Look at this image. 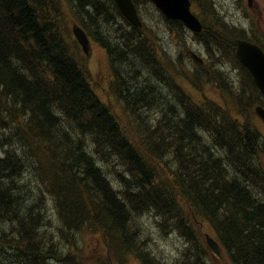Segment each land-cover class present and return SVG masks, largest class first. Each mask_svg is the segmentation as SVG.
Here are the masks:
<instances>
[{
  "label": "trees",
  "instance_id": "16d2710c",
  "mask_svg": "<svg viewBox=\"0 0 264 264\" xmlns=\"http://www.w3.org/2000/svg\"><path fill=\"white\" fill-rule=\"evenodd\" d=\"M132 1L137 10L144 4L141 0ZM57 3V0H0V25H3L0 30V133L4 136L0 140V150L12 144L7 137L13 134L17 136L16 128L27 134L22 140L25 142L23 147H28L31 155L36 158V166L45 168L48 174L45 178H49L48 186L43 187L48 190L49 195L53 193L52 203L57 216H60L58 219L61 227H66L65 230L76 228L73 230L75 235L83 228H97L101 231L107 252L114 249L115 253L120 252L122 255L133 254L138 258L139 264H162L151 257L147 234L146 237L141 236V217L148 214L145 217L156 218L159 226H163L166 221L164 218L169 217L176 221L177 230L194 236V229L182 210L184 204L196 218L211 225L232 264H264V165L245 162L252 161V155L259 161L264 160V138L253 121L243 117L240 112L248 109L239 111V107L238 110L231 108L225 97L223 103L208 99L198 102L193 99L180 86L176 75L163 64L159 51L155 50L156 45L152 41L148 42L149 33L144 31L145 28L141 31L140 27H133L122 19L119 20L128 30L118 24L117 17L120 18L121 15L112 0H67L73 12L77 13L74 14L75 18L80 21L85 15L84 18L89 21L87 24L81 19L83 29L89 33L94 30L92 40L107 50L113 75L110 93L123 107L121 111L126 117L125 122H121L99 99L89 83L88 72L72 54L64 35L68 32L62 27V9ZM209 3L215 8V0H209ZM74 5L78 6L81 14ZM102 5L112 12L116 29L105 30L102 27L101 24H107L104 16L97 13ZM210 16L211 22H204L210 35L203 32L202 35L205 33L208 39L204 37L198 40L205 45L210 44L206 47V52L216 61L207 66L210 69L209 76L203 74L207 69L205 65H197L195 62L198 69L190 70L185 81L197 88L202 79L218 83L221 93L224 92L225 95L224 89L228 85H221L219 79L228 81L229 75L222 68L226 62L230 68H236L241 77L239 85L232 84L235 89L228 88L227 94L232 95L234 100H241L245 96L244 107L250 104L264 105V97L234 55L236 38H245L248 34L244 29L240 31L239 27L223 22L215 12L210 13ZM166 23L170 29L176 27V21ZM89 24L99 25L101 28H90ZM182 28L177 24L176 32ZM103 29L105 32L101 34ZM139 30L141 34L138 36L132 32ZM112 33L116 37L124 35L129 38L125 43L132 48L129 58H125L128 56L122 51H116L120 48L110 41ZM253 41L258 42L256 39ZM215 45L221 56L213 54L212 48ZM154 60L162 63L158 65ZM15 66H19V69ZM163 66L165 70L162 69ZM197 70H200V76L197 75ZM35 75L38 82H34ZM158 86L163 90L166 86L168 92H161L163 90ZM41 87L48 91L44 93ZM248 89L250 92L254 90L256 96L250 95ZM166 95H172L179 103L174 100L170 102ZM4 98L11 99V104L4 105ZM145 102L149 103L148 106L159 107L152 125L141 119L140 113L143 114L144 109L148 108L144 105ZM9 107L20 114V120H12ZM183 111L186 117L185 120L181 119L182 125L175 123L177 116ZM193 116L211 126L210 129H213L212 133L216 134V140L222 148L212 151L206 147L203 151L201 141L204 138L199 133L193 139L188 138L189 134L196 132L192 128ZM164 122L170 125L167 130ZM6 129L12 130L7 133ZM248 132L253 139L244 143L243 138H247ZM88 141L92 147L90 156L86 149ZM187 141L190 143L186 145ZM155 142L158 147L155 151H161L159 157L162 159L164 156L165 159L167 156L169 160L161 163L158 158L149 155L153 151L151 144L155 145ZM191 142L195 147H192ZM19 148L20 155L15 157L16 151L8 149L6 156L0 158V178L10 180L13 175H27L23 167L27 161L24 160L23 149ZM224 153L226 164L230 168H223L220 164ZM214 155L217 158L211 159ZM39 157L43 159L40 160ZM106 163L110 168L105 171ZM124 168L129 174V180L131 176L137 178L131 183L130 189L126 186L128 180L124 179ZM7 171H11L10 175ZM109 174L113 176V181L108 177ZM151 176L156 177L148 190L157 193L165 189L168 198L172 197L171 192L175 200L171 198L172 201L156 202V198H153L156 195L149 199H138L135 190L141 192L142 182L148 181ZM61 178H66L65 183H60ZM22 188L23 186L15 184V180L8 181L5 187L0 188V226H5L0 233L1 256L7 255L16 264H48L49 258H56L58 262L63 259L60 263L71 264L69 254L62 258L52 243H48L49 247L46 248L38 239L37 228L41 225L38 226L37 221L42 220L39 214H35L38 218L34 221L20 216L22 213L19 215L21 205L7 207L16 200L10 192L20 196L25 191V187L21 190ZM76 190L84 205L91 203L92 206H87L90 214L77 210L82 208L75 202V198H78ZM181 197L186 203H179ZM29 200L32 201L33 196ZM32 202L39 205L38 201ZM133 214L136 218H133ZM187 237L188 241L192 240L191 235ZM52 239L54 238L50 236V240ZM5 242L12 245L2 248V243ZM35 243L39 246L38 251L34 250ZM45 250L49 252L45 253ZM197 255L199 263L197 258H192L191 253L186 255L185 260L195 259V264H206L205 256L201 252H197ZM24 258L27 261L25 263ZM3 263L2 259L1 264Z\"/></svg>",
  "mask_w": 264,
  "mask_h": 264
},
{
  "label": "rangeland",
  "instance_id": "374dc122",
  "mask_svg": "<svg viewBox=\"0 0 264 264\" xmlns=\"http://www.w3.org/2000/svg\"><path fill=\"white\" fill-rule=\"evenodd\" d=\"M57 2H58L57 4H59L62 9V13H63L62 27L66 29L68 32V33H64V35L66 37V40L69 43L72 54L82 64L86 72H88V77L92 84V88L94 89L95 93L99 96V99L110 108L112 114L115 115L117 119H119L121 122L124 123L126 120L125 119L126 117L124 113L122 112L123 107L113 98V96L110 93V86H111L110 84L113 82L111 77L113 75L109 67L106 53L90 38L91 35H93L95 31L91 30L89 33L88 31H85L83 29L82 24L79 25L80 21L77 20V18H75L74 12L72 11L71 7L67 4V0H57ZM195 3L196 4L194 5V11L202 18L203 22L205 23L211 22L212 17L210 16V13L215 12V14H217L220 17V19L223 20V22L227 24H233L238 27H243V29L248 30L249 34L250 32L256 33V35L259 36L260 38L259 40L261 42L264 41V0H250V2L249 0H215V8L213 7V4L209 3V0H197V2L195 1ZM249 3L251 5L250 7L248 6ZM59 5L57 6L59 7ZM87 8L89 7L87 6ZM69 11L72 12L73 14H71ZM97 13L103 15L104 16L103 18H105L106 20L107 24H104V23L101 24L105 30L108 28L116 29V21L113 22V15H112V12L110 13L108 7H106L105 5H102V7L98 10ZM138 14H139L141 22L143 21L140 27L141 31H142V28H145L144 31L149 33L148 42L152 41L156 45L157 49H159L160 58L162 59L163 63L167 65L166 67H168L170 72H173V74L176 75L178 83H180V86L183 87L184 90H186V92L188 91V93L198 102L204 99H208V100H214L218 103H223V100L225 97L226 103L229 104L231 108L238 110L237 107H239V111L244 108L248 109V111H240V112L242 113L243 117L251 119L254 125L256 126V128L259 129V131L264 135V123L256 115L254 111L257 105L250 104L249 106L244 107L245 96L241 100H234L232 98V95L229 96L227 94L228 88H231L234 90L235 89L234 87L239 85L236 72L232 68H230L228 63L224 62V65L222 68L224 72L229 75L230 81H232L235 86L228 82L229 79L228 81L219 79V81L222 82L221 85H226V84L228 85V87L224 89L226 91L225 95H224V92L221 93V90L218 87V83L213 84L214 82L207 81V80L203 81V79L201 80L202 83L200 82L199 84L200 86H198L199 88L198 89L194 84L188 81H185V76L187 75V73L189 74L191 69L197 68V66L194 65L195 64L194 61L190 60L189 51L192 50L196 52L204 60L207 61V62L205 61V63H207V65H205V68L207 69H205L206 71L205 73H203L207 76H209V73H210L209 72L210 69L207 66H210L212 61H216V59L213 57H209L207 55L205 46H203L198 39L193 38L190 32L184 33L182 32L183 29H181L180 31L174 32L173 31L175 30L174 26L172 27L173 29H170L168 24L163 22L162 20L163 18L161 17L162 15L159 14V12H157L153 8L152 5L142 4L138 9ZM84 17L86 16L84 15ZM81 19L84 21L86 20L85 22H87V24L89 23L87 19L85 18H81ZM119 19L120 18L117 17L118 24L123 26L125 30H128L127 27L124 25V23ZM89 25H90L89 26L90 28H101L99 25H95V24L94 25L89 24ZM76 27L83 29L86 35H89V39H90L89 40L90 41V55L89 56H85V54L82 52V49L80 48V46L77 44L75 40V37L73 35V29ZM141 31L139 30L138 32H135V31H132V32L134 33L135 36L136 35L138 36L139 34H141ZM111 35L112 36H111L110 41L113 44L119 46L120 50L126 56H128L125 58H129L130 51L132 50V48L130 46L127 47L125 44L126 42L116 37V34L112 33ZM141 36L142 35H140V37ZM213 53L216 54L215 51H213ZM123 68H124V65H123ZM216 68L219 69L220 66H216ZM197 75L200 76L199 71L197 72ZM34 78L36 79V76H34ZM27 80L29 81V79ZM166 86H164L165 87L164 90L161 88V86H158V88H161L163 90L161 91L160 89L161 92H165L166 90V93H167L168 89ZM47 88L48 87L46 86V89ZM40 89L44 91V93L45 91L46 92L48 91V90H45V87H41ZM248 92L250 95L256 96V92L254 90H251L250 92V90L248 89ZM166 97L170 100V102H172L173 100L176 102L179 101V100L174 99L172 95H166ZM10 100L4 98L2 102H4V105L6 103L11 104ZM234 101L236 102L234 103ZM144 105L148 106L149 103L145 102ZM145 106H142V108H144ZM9 108L11 110L12 120L13 119L20 120L19 119L20 114L17 112H14L13 111L14 108L13 109L12 107H9ZM134 109H137V108H134ZM184 112L185 111H183L182 114H179L177 116L175 123L182 125L181 119L185 120L184 118L186 117V115L183 114ZM157 113H159V111L155 107V105L148 106V108L144 109L143 114L140 113L142 115L141 117L142 122L148 121L149 123L152 124V121L155 118ZM55 116H56V113H55ZM15 123L17 124V121ZM192 123H193L192 128L195 129L196 132H192L191 134H189L188 136L189 139H193L195 135L198 133V131L200 132V135H202L204 130H206L210 126L208 124L205 125L200 120H198V118L194 116L192 119ZM164 125L166 129L170 127L168 123H164ZM200 125L201 126L205 125V126L201 130H198V127ZM11 130L7 129L6 132L10 133ZM16 130H17V136H18V143H17L16 135L14 134L11 136L8 135L9 137H7V140H11L12 144L7 148H9L10 151H13V150L16 151L14 153L15 157L17 155H20L19 147H21V150L23 149V153L25 155L24 160L27 161V163H25L23 167L27 175L24 177L22 175H21L22 177H20L19 174L17 175V177L13 175L12 176L13 178L10 179L12 182L13 180H15V184H17L18 186H23L21 190H23L25 187V191H22L20 193V196H18V193L14 194L13 192H10V195L13 194L14 195L13 199H16V200L12 204L10 205L8 204L7 207L14 208L15 206L17 207L21 205V207H19V215L22 213L20 216L24 218H30V220L32 219L34 221H36V219L38 218V217L37 218L35 217V214H39L42 220L39 219V221L41 222L37 221L38 226L41 225L39 227L40 229L37 228L38 239L41 241L42 244L46 246V248L49 247L48 243H52L53 248L57 249V252L61 255L62 258L67 257L68 256L67 254H69L68 260L71 261V264H139L138 258L133 254L126 253L122 255L120 252L115 253L114 249H111L109 250V252H107L105 249V243H104V239L102 237L101 231L97 228H90V227L83 228L79 234L75 235L76 232H74L73 230L76 228L65 230L67 229L66 227H61V224L58 219L60 218V216L59 217L57 216V210L56 208L53 207L54 204L52 203L53 193L49 195L48 190L44 189L43 187V186H48L49 178L47 179L37 178V176L39 175L36 172L37 167H38V165L36 166V163H35L36 158L33 155H31L32 153L28 149L27 146L23 147V144L25 142H22V140L27 136V134L25 132L23 133L22 130L19 131L17 128ZM2 133H5V131H2ZM3 137L4 136L1 135L0 133V140ZM44 138L46 139V137ZM204 139L205 141H208L207 138H204ZM168 140L170 141V138H168ZM189 143L190 141H187L186 145ZM191 144H192V147H195V145L192 142ZM17 146L19 147L17 148ZM207 148L209 150H219L218 147L216 149H211L210 147H207ZM87 149H88V152L91 153L92 147L89 146V141L87 144ZM89 154L87 153L88 156L91 155ZM2 157L3 155L1 156V158ZM92 157L94 158V156ZM39 158L40 160L43 159L41 157ZM95 162L96 161L94 159V164ZM97 164L101 165V163L99 162H97ZM220 164L221 166H223V168L226 167V163H224V161L223 163H220ZM105 167H106L105 171L110 168V166L107 165V163L105 164ZM6 173L10 175L11 171H7ZM228 173L231 174V172H228ZM108 177L112 181L114 180L113 176H110V174L108 175ZM155 177L156 176H151L148 179V181L142 182V185L140 188L141 192H139L138 190H135L136 197L138 199L142 197L149 199L153 197L154 195H156L155 197H153V198H156L155 199L156 202L164 203L167 200L172 201L173 198L172 197L168 198L165 189L160 190L157 193L156 191H154V193H151L148 190L152 181L155 180ZM128 178H129V174L126 171V168H124V179L128 180L126 181V186L130 189L131 183L136 181L137 178L135 176H131L130 180ZM10 180L0 178V188L5 187L8 181ZM65 181H66V178L60 179L61 184L65 183ZM115 185H118V184H115ZM143 193H145L146 195ZM147 195L150 197H148ZM31 196H33L32 201H35V202L38 201L39 205L29 200V197ZM75 202L76 204L80 205L82 208V209H77V210L85 211L86 213H89L87 210V206L88 204L91 205L90 202L84 205V203H82L79 198L77 199L75 198ZM182 207L184 209V212L187 210L185 213L187 217H189L188 222L191 223V226L194 229V234H195L194 236L193 234H188L192 236L191 241L187 240L188 238L187 234H184L175 228V226L177 225L174 219L166 217L164 218L166 219V221L164 222V225L159 226L158 224H156V218L154 217L150 218V216L145 217L148 214H144L141 217L142 224L140 228H141V232L143 233V235L141 233V236L146 237V234H147V237H148L147 241H149V247H150L148 251L151 257H155L156 262L158 261L162 264H186V263L195 264V259L185 260L186 255L188 253H191L192 258L193 257L197 258V262L199 263V256L197 255V252H201V254L207 257L205 258L206 264H232V261H230L229 255L224 252L223 247L217 240V237L211 225L207 221L200 219L199 217L196 218L193 215L192 211L189 210L186 205L183 204ZM190 213L191 215H189ZM157 217L162 218L160 215ZM133 218H136V215L133 214ZM3 228H5V226H0V231H1L0 233L3 232ZM206 235L216 240L215 242L218 248L221 247V256L220 254L216 256V253H214L211 250V248L208 246ZM50 236L53 237L54 239L50 240ZM40 241L38 242L40 243ZM7 245H12V244L7 243V242L2 243V248H5ZM35 245L36 247L34 250L38 251L39 246L36 243ZM46 251L47 250H45V253ZM0 253H1V250H0ZM2 259L4 260L3 264H16L14 263V261L12 262L11 258L8 257L7 255L1 256L0 254V264H1ZM25 259L26 258L23 259L24 263L27 262L25 261ZM56 260H57L56 258H49V260L47 261H48V264H62L60 262H62L63 259H61L62 261L60 262Z\"/></svg>",
  "mask_w": 264,
  "mask_h": 264
},
{
  "label": "bare ground",
  "instance_id": "6f19581e",
  "mask_svg": "<svg viewBox=\"0 0 264 264\" xmlns=\"http://www.w3.org/2000/svg\"><path fill=\"white\" fill-rule=\"evenodd\" d=\"M113 1V3H114V5H115V7H116V9L118 10V12L120 13V19H122L124 22H126L127 24H129V25H131V26H133V27H136L135 25H133L123 14H122V12L120 11V9L118 8V6H117V4L115 3V1L114 0H112ZM141 1H144V4H146V5H152L153 6V8L157 11V12H159V14H161L162 16V20H163V22H169V21H176V27H177V24H180L183 28V31L182 32H184V33H186V32H190L191 33V35H192V37L193 38H196V39H201V38H204V37H206V35H205V33H207L208 35H210L209 33H208V31H206V29H207V27H205V23L203 22V20H202V18L197 14V13H195V11H194V5L196 4L195 3V1L197 2V0H195L194 2H193V0H188V7L187 8H185L184 10H181L182 11V13L178 16V18L176 19V18H174V19H169L168 17H167V14L163 11H161L158 7H157V5L154 3V2H152L151 0H141ZM249 2H250V0H249ZM138 3V2H137ZM76 4H78V3H76ZM141 4V3H140ZM139 5V4H138ZM197 5H198V3H197ZM75 6V5H74ZM248 6L250 7L251 5H250V3L248 4ZM71 7V6H70ZM70 7H68V8H70ZM76 7V6H75ZM78 7V6H77ZM76 7V8H77ZM87 8V7H86ZM72 9V8H71ZM78 9V8H77ZM82 10V9H81ZM80 10V11H81ZM73 11V10H72ZM77 11V10H76ZM83 11V10H82ZM87 11V10H86ZM70 12V11H69ZM75 12V11H74ZM78 12H79V9H78ZM71 14H73L72 12H70ZM80 13V12H79ZM74 14H77V13H74ZM81 14V13H80ZM83 14V13H82ZM208 14V13H207ZM137 15H138V17H139V14H138V12H137ZM183 15L184 16H186V15H188L191 19L190 20H193L195 23H197V25H198V29H193V27H191V26H189L188 24H186L185 23V21H184V17H183ZM77 16V15H76ZM208 16V15H207ZM81 17V16H80ZM79 18V17H78ZM83 18H84V16H83ZM140 18V17H139ZM143 19V18H142ZM176 19V20H175ZM74 20V19H73ZM78 20V19H77ZM80 21H82L81 20V18H80ZM86 21V20H85ZM89 22V21H88ZM252 22V21H251ZM78 23H79V21H78ZM125 23V24H126ZM141 23H143V21L141 22ZM166 24H168V23H166ZM79 25H81V23L79 24ZM173 25V24H172ZM176 27H175V30H173L174 32H176ZM238 27V26H237ZM240 28V31H242V29H243V27H239ZM3 29V25H0V30H2ZM72 29V28H71ZM75 29V28H74ZM74 29H73V31H74ZM245 31H246V33L248 34L247 35V37H245V38H236V40H235V45H234V55H235V57H236V59L238 60V63L242 66V68H244L249 74H250V76H251V79H252V82H253V84H254V86L256 87V89L258 90V92L260 93V95L262 96V97H264V90H262V89H260L259 87H258V85H257V82H256V80H255V76L253 75V72L251 71V70H249L247 67H246V65H245V63L243 62V60H244V56H245V47L247 46H253V45H255V46H257L262 52H261V54L262 55H264V41L263 42H261L259 39V36H257L256 35V33H251L250 32V34H249V32H248V30L247 29H244ZM250 30H252V29H250ZM254 31H256V30H254ZM253 31V32H254ZM105 32V31H104ZM103 32V30H102V32H101V34L102 33H104ZM203 32H205L204 33V35H202V33ZM105 34H108L107 32L105 33ZM200 34V35H199ZM187 35V34H186ZM202 35V36H201ZM107 36H109V35H107ZM188 36V35H187ZM127 37V36H126ZM124 35H121V36H119L118 38L120 39V40H122V41H128V37L126 38ZM250 37V38H249ZM253 37V39H256L258 42H254L253 41V39H251ZM91 38V37H90ZM108 38V37H107ZM207 38V37H206ZM249 38V39H248ZM92 39V38H91ZM208 39V38H207ZM76 40V39H75ZM90 39H89V35L87 36V41H88V44H87V51H85L84 50V47L76 40V42H77V44L80 46V48L82 49V52L85 54V56H89L90 55V41H89ZM110 40H111V35H110ZM132 40V39H131ZM183 40V39H182ZM93 42H95L101 49H103L104 51H105V53H106V56H107V50L106 49H104L101 45H99L94 39H93ZM132 42V41H131ZM203 46H205V50L207 51V48L210 46V44H208V43H206V45L205 44H203L202 42H200ZM207 47V48H206ZM154 48V47H153ZM155 50H157V51H159V49H155ZM212 50L213 51H215V53H217V54H219L220 55V53H219V51L217 50V46L215 45L213 48H212ZM116 51H121V50H118V49H116ZM155 52V51H154ZM117 52H115V54H116ZM157 53V52H156ZM159 53V52H158ZM207 53V52H206ZM149 54V53H148ZM214 54V53H213ZM112 55V54H111ZM151 55V54H150ZM153 55H154V53H153ZM156 55V54H155ZM154 55V56H155ZM189 55H190V60H193L194 61V63L195 62H197V65H201V66H204V65H207V63H205V61L206 60H204L199 54H197L196 52H194V51H192V50H190L189 51ZM208 55V54H207ZM221 56V55H220ZM153 57V56H152ZM156 57V56H155ZM154 57V58H155ZM116 58V57H115ZM157 58H159V56H157ZM219 58V57H218ZM12 59V58H11ZM107 59H108V56H107ZM120 59V58H119ZM151 60V59H150ZM160 60V59H159ZM242 62H241V61ZM15 61H17V60H15ZM155 62H156V60H154ZM207 62V61H206ZM18 63V62H17ZM116 63H118V62H116ZM156 63H159V64H161L160 63V61L159 62H156ZM163 64H165V63H163ZM17 65V64H16ZM167 66V65H166ZM12 67H13V65H12ZM16 67V69L19 67H17V66H15ZM164 67V66H163ZM162 69H164L165 70V67L164 68H162ZM197 69H198V66H197ZM235 72H236V75H237V77H238V83H239V81L241 80V77H240V75L238 74V71H237V69L236 68H232ZM116 70H117V68H116ZM192 71H193V69H191ZM200 71V70H199ZM213 71V70H212ZM222 72V71H221ZM38 73V72H37ZM31 74V73H30ZM41 74V73H40ZM38 75V74H37ZM33 76V75H32ZM36 76V75H35ZM168 77H169V75H167ZM219 76H221V75H219ZM33 78V77H32ZM224 78V77H223ZM222 78V79H223ZM111 79L113 80V76L111 77ZM172 79H173V77H172ZM228 79H229V81H230V77H228ZM34 82H38V79H35L34 78ZM231 82V84H234L232 81H230ZM89 83L91 84V82H90V79H89ZM91 87H92V84H91ZM199 89V88H198ZM186 91V90H185ZM187 93H188V91H187ZM189 94V93H188ZM190 95V94H189ZM194 99V98H193ZM125 107V106H124ZM257 109H260V110H262V111H264V105H261V104H257V107L254 109V111H255V113H256V115H258L257 114ZM144 118V117H143ZM163 120V119H162ZM164 121V120H163ZM148 122V121H147ZM149 123V122H148ZM165 123V122H164ZM150 125H152L151 123H149ZM154 126V125H153ZM210 127L211 126H209L206 130H204V132H203V134L202 135H200V132L198 131V133H199V135L202 137V138H207L208 139V141H205V139H204V141L202 142V144H203V149L205 150V148L206 147H210L211 149H216L217 147L220 149V148H222L221 146H219V141L218 140H216V137H215V135L216 134H214V133H212V130L213 129H210ZM203 127H198V130H201ZM257 129V128H256ZM7 130V129H6ZM167 130V129H166ZM216 130V129H215ZM259 130V129H258ZM217 131V130H216ZM167 132V131H166ZM260 132V131H259ZM197 133V134H198ZM248 135H246L247 136V138H243V141H244V143H249L250 141H251V139H253L251 136H250V134L251 133H247ZM260 134H261V136L264 138V135L260 132ZM204 136V137H203ZM145 138V137H144ZM143 138V139H144ZM146 139V138H145ZM154 139V138H153ZM156 139V138H155ZM255 139V146L254 147H256L257 146V143H256V139H257V137H255L254 138ZM152 141H154V140H152ZM10 145H7L6 146V148L5 149H2V150H0V158H1V156L3 155V157L2 158H4L5 156H6V151L9 149V148H7V147H9ZM80 146V145H79ZM151 146H152V148H153V151L151 150V152H150V154L149 155H151V156H153V157H156V158H158V161H160L161 163H163V160L164 161H166V160H169L168 159V157L166 156L165 157V159L162 157V159L159 157V154H160V152L159 151H155V150H157L158 149V147H157V145H156V142H155V145H152L151 144ZM83 147V146H82ZM147 148H149V146L147 147ZM146 148V149H147ZM86 149H87V147H86ZM88 150V149H87ZM144 150V149H143ZM159 150H161V149H159ZM203 150V151H204ZM156 152L155 154H152L153 152ZM212 151H214V150H212ZM222 151H224L223 149H222ZM86 152V151H85ZM217 152V151H216ZM88 154H89V152H88ZM216 154V153H215ZM227 154V153H226ZM90 155V154H89ZM168 155V154H167ZM212 155V154H211ZM217 155H219V154H217ZM252 155V154H251ZM180 156V155H179ZM181 156H183V154L181 155ZM209 156V155H208ZM219 157H220V155H219ZM252 157V161H245V162H250V164H252L251 162H253L254 164H257V163H262L263 165H264V160L263 161H259L258 160V158L256 157V156H251ZM215 158H217V156L216 155H214V156H212L211 157V159H215ZM222 159V158H221ZM250 160V159H249ZM223 161H224V163H227V159H226V157H225V153H224V158H223V160L221 161V163H223ZM167 168H169L168 166H167ZM225 168H230L229 167V165H227L226 164V167ZM264 169V168H263ZM37 173H38V175L39 176H37L38 178H40V179H42V178H46V177H48V174H47V172H46V170H45V168L44 169H42L41 167H38V169H37ZM82 176H84V175H82ZM245 179H247V178H245ZM248 180V179H247ZM246 180V181H247ZM242 181H244V180H242ZM264 181V180H263ZM262 181V182H263ZM243 183V182H242ZM249 183V182H248ZM247 184V183H246ZM262 184V183H261ZM260 184V185H261ZM263 185H264V183H263ZM256 186V185H255ZM252 187H253V185H252ZM254 188H256V187H254ZM258 189H259V187H257ZM258 189H256V190H258ZM249 190H250V188H249ZM253 190V189H252ZM255 190V189H254ZM255 190V191H256ZM264 190V189H263ZM262 190V191H263ZM254 191V193H256ZM76 192H77V194H78V198L80 199V196H79V193H78V191L76 190ZM258 192V191H257ZM261 193V192H260ZM170 194H171V196H172V198L175 200V197H174V195H173V193H171L170 192ZM257 194V193H256ZM262 194V193H261ZM260 194V195H261ZM259 195V194H258ZM257 195V196H258ZM261 196H263V195H261ZM259 197V196H258ZM257 198V197H256ZM260 198V197H259ZM262 198V197H261ZM184 198H182L181 197V199H179V203L181 202V204L182 203H186V201H184L183 200ZM186 199V198H185ZM189 201V200H188ZM262 201V200H261ZM260 201V202H261ZM188 204V203H187ZM181 207V206H180ZM176 209H177V207H176ZM179 209V208H178ZM185 209H187V208H185ZM190 209V208H189ZM182 210L184 211V209H183V207H182ZM181 211V210H180ZM182 211V212H183ZM187 211V210H186ZM185 211V212H186ZM190 212V211H189ZM203 212V211H202ZM179 213V212H178ZM188 214V213H187ZM206 214V213H205ZM185 215V214H184ZM189 215H191V213L189 214ZM207 215V214H206ZM157 216H159V215H157ZM207 217H208V215H207ZM189 218V217H188ZM183 220H184V218H183ZM189 220V219H188ZM185 221H186V219H185ZM186 224V223H185ZM191 224V223H190ZM186 226V225H185ZM183 227V226H182ZM182 227H181V229H182ZM187 227V226H186ZM190 228V227H189ZM187 229V228H186ZM193 229V228H192ZM201 245V244H200ZM201 247V246H200ZM203 249H204V247H203ZM220 254V251H219V253H217L216 254V256H218ZM205 258H207V257H205ZM47 260V259H46ZM205 261V260H204ZM213 263V262H212ZM202 264H203V262H202Z\"/></svg>",
  "mask_w": 264,
  "mask_h": 264
},
{
  "label": "water",
  "instance_id": "95a60500",
  "mask_svg": "<svg viewBox=\"0 0 264 264\" xmlns=\"http://www.w3.org/2000/svg\"><path fill=\"white\" fill-rule=\"evenodd\" d=\"M122 14L135 26H140L141 22L137 15V11L132 0H114ZM154 2L157 7L167 14L169 19L178 18L182 13L181 10H184L188 7V0H151ZM183 19L186 24L193 27V29H198L197 23L186 15H183ZM176 18V19H177ZM73 34L76 40L84 47V50L87 51V37L85 33L80 28H75ZM245 56L243 62L246 67L253 72L255 80L260 89L264 90V55L261 54V50L253 45L245 47ZM241 61V60H240ZM242 62V61H241ZM258 116L264 122V111L257 109ZM207 244L214 253H219V248L213 238L206 235Z\"/></svg>",
  "mask_w": 264,
  "mask_h": 264
},
{
  "label": "flooded vegetation",
  "instance_id": "af4514ba",
  "mask_svg": "<svg viewBox=\"0 0 264 264\" xmlns=\"http://www.w3.org/2000/svg\"><path fill=\"white\" fill-rule=\"evenodd\" d=\"M155 62V61H154ZM156 63V62H155ZM156 64H158V63H156ZM153 65V67H155V65L154 64H152ZM159 65V64H158ZM157 66V65H156ZM174 98V97H173ZM174 99H176V98H174ZM157 109H159V107H157V106H155Z\"/></svg>",
  "mask_w": 264,
  "mask_h": 264
}]
</instances>
